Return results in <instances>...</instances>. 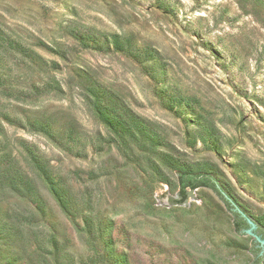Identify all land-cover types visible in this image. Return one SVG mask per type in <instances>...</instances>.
<instances>
[{
  "label": "rangeland",
  "instance_id": "rangeland-1",
  "mask_svg": "<svg viewBox=\"0 0 264 264\" xmlns=\"http://www.w3.org/2000/svg\"><path fill=\"white\" fill-rule=\"evenodd\" d=\"M0 26L58 64L53 74L64 93L28 107L72 120L82 134L76 148L85 150L66 152L4 122L0 142L11 150L20 139L37 146L75 199L89 193L91 209L64 214L38 179L37 201L3 190L0 224L25 216L31 227L2 235L0 264H253L252 240L234 231L216 193L199 188L172 204L178 191L168 164L106 143L109 132L85 104L74 69L91 71L123 97L166 138V154L211 169L251 214L264 216V0H0ZM72 30L116 34L141 54L152 48L165 71L139 52L136 58L82 49ZM39 41L62 46L65 58L35 47ZM177 96L187 106H174ZM14 104L7 109L19 117ZM193 114L203 119L199 126Z\"/></svg>",
  "mask_w": 264,
  "mask_h": 264
},
{
  "label": "trees",
  "instance_id": "trees-1",
  "mask_svg": "<svg viewBox=\"0 0 264 264\" xmlns=\"http://www.w3.org/2000/svg\"><path fill=\"white\" fill-rule=\"evenodd\" d=\"M70 36L85 50L100 52H119L131 57H139L140 51H135L129 39L116 34L97 35L72 30ZM35 47L45 52L65 58L64 48L56 43L47 45L39 41ZM139 52V53H138ZM143 61H151L158 69L165 71L161 55L152 48H146L140 53ZM59 69L53 60L43 59L36 50L15 38H12L0 26V136L4 135L2 123L26 129L47 138L52 144L62 150L83 155L85 144L81 152L76 145L81 143L82 134L78 132L76 124L67 117L58 118L55 114L38 112L30 109V105L51 94L61 96L64 92L59 80L53 74ZM15 73V74H14ZM24 75H28L25 77ZM40 75H44V78ZM159 74L155 75V78ZM74 78L79 83L82 98L90 108L94 117L109 132L107 144L115 145L122 151L128 150L129 154H136L145 159L156 158L166 165L168 164L175 175V186L178 199L170 200L172 204L185 203L190 193L199 188H207L216 193L226 205L230 213L232 226L236 233L245 235L244 230L249 227L245 214L239 210L232 195L220 184L218 178L207 167L192 168L165 153L169 147L166 138L160 132L135 114L126 104L123 97L116 91L103 84L89 70L82 68L74 69ZM166 88L160 90L165 96ZM174 106H187L182 97L172 99ZM11 102L19 113V117L13 115L7 106ZM195 116V124L200 125L203 121L199 114ZM207 137L213 134L208 128H204ZM81 145V144H80ZM81 147V146H80ZM9 148L4 142H0V192L4 190L15 194L20 198L37 201L39 192L35 187L36 179L43 182L47 191L56 202L59 209L68 216L76 213L90 212V197L87 191H81V197L75 199L71 194V188L65 180L59 176L50 165V162L41 153L39 148L23 139L18 140L15 146ZM164 149V150H162ZM15 151V154L13 153ZM138 153H136V152ZM74 177L81 179V174L74 172ZM161 182H168L166 177L160 178ZM85 204L86 208L80 210L79 205ZM239 209H238V208ZM241 211V212H239ZM76 216V215H75ZM245 216H247L245 214ZM248 217V216H247ZM250 218V217H249ZM13 223V222H11ZM257 235L264 239V216L254 221ZM85 229L90 231V220L85 218ZM23 227H31L30 222L24 216L23 222L16 218V225L9 223L0 224V239L4 233H20ZM21 228V229H19ZM87 231V232H88ZM14 235V234H13ZM257 243L252 239L251 253L254 257L253 264H260L262 256L260 249L255 247Z\"/></svg>",
  "mask_w": 264,
  "mask_h": 264
},
{
  "label": "water",
  "instance_id": "water-1",
  "mask_svg": "<svg viewBox=\"0 0 264 264\" xmlns=\"http://www.w3.org/2000/svg\"><path fill=\"white\" fill-rule=\"evenodd\" d=\"M223 186L226 188V190L232 195V197L235 199L236 203L240 206V210H242L245 214L242 213V216L246 219L247 224L249 227L245 229L243 232L245 235H248V237L252 240H254L257 243V247L260 249L259 255L263 254L264 251V239H261L256 233V225L254 223L255 220H257L260 217V214L258 212L251 214L248 208L245 206L233 186L229 185L225 181L222 180ZM241 212V211H239ZM250 217V218H249Z\"/></svg>",
  "mask_w": 264,
  "mask_h": 264
},
{
  "label": "flooded vegetation",
  "instance_id": "flooded-vegetation-1",
  "mask_svg": "<svg viewBox=\"0 0 264 264\" xmlns=\"http://www.w3.org/2000/svg\"><path fill=\"white\" fill-rule=\"evenodd\" d=\"M255 233L257 234V232H256V231H255ZM255 247H257V245H256Z\"/></svg>",
  "mask_w": 264,
  "mask_h": 264
}]
</instances>
